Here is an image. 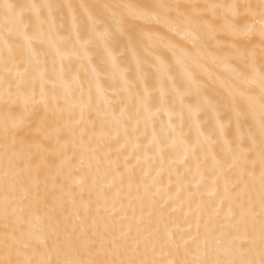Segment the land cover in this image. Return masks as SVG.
Segmentation results:
<instances>
[{"label":"snow or ice","instance_id":"snow-or-ice-1","mask_svg":"<svg viewBox=\"0 0 264 264\" xmlns=\"http://www.w3.org/2000/svg\"><path fill=\"white\" fill-rule=\"evenodd\" d=\"M0 264H264V0H0Z\"/></svg>","mask_w":264,"mask_h":264}]
</instances>
